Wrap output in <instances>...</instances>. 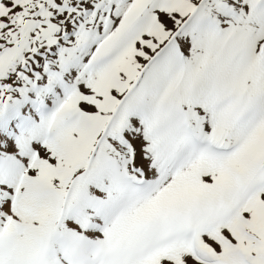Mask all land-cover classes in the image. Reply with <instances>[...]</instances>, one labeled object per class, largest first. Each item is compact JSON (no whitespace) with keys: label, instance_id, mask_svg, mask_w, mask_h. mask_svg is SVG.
<instances>
[{"label":"snow or ice","instance_id":"obj_1","mask_svg":"<svg viewBox=\"0 0 264 264\" xmlns=\"http://www.w3.org/2000/svg\"><path fill=\"white\" fill-rule=\"evenodd\" d=\"M0 264H264V0H0Z\"/></svg>","mask_w":264,"mask_h":264}]
</instances>
